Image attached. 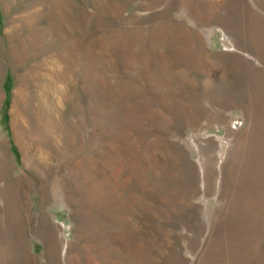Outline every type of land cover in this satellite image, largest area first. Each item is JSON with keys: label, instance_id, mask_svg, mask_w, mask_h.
<instances>
[{"label": "rangeland", "instance_id": "1", "mask_svg": "<svg viewBox=\"0 0 264 264\" xmlns=\"http://www.w3.org/2000/svg\"><path fill=\"white\" fill-rule=\"evenodd\" d=\"M70 1L0 0V264H264V52Z\"/></svg>", "mask_w": 264, "mask_h": 264}, {"label": "crops", "instance_id": "2", "mask_svg": "<svg viewBox=\"0 0 264 264\" xmlns=\"http://www.w3.org/2000/svg\"><path fill=\"white\" fill-rule=\"evenodd\" d=\"M188 13L189 26L200 30L202 38L209 49L224 52L254 51L258 55L264 52V0H184ZM251 27L253 35L250 45L235 42L228 37L229 28ZM224 27L228 41H223L216 28ZM219 30V29H218ZM217 33H219L217 31ZM227 46V47H226ZM264 67V57L260 59ZM262 71H258V74Z\"/></svg>", "mask_w": 264, "mask_h": 264}, {"label": "bare ground", "instance_id": "3", "mask_svg": "<svg viewBox=\"0 0 264 264\" xmlns=\"http://www.w3.org/2000/svg\"><path fill=\"white\" fill-rule=\"evenodd\" d=\"M72 1V0H71ZM70 1V2H71ZM60 22V21H59ZM37 42L38 41H40L39 39H37V38H34ZM40 49V48H39ZM245 195V194H244ZM254 195V194H253ZM246 199V198H245ZM238 202V201H237ZM242 202V201H241ZM232 204H233V202H231ZM249 204H251V205H253V206H256V202L253 200H249ZM227 205V204H226ZM229 205V204H228ZM230 207V206H229ZM231 208V207H230ZM236 208V207H235ZM228 209V208H227ZM227 211V210H226ZM230 213H232V211L230 212ZM20 218V217H19ZM231 218V217H230ZM255 218V217H254ZM13 220L14 221H17V213L16 212H14V214H13ZM12 220V221H13ZM14 221H13V223H14ZM8 223V222H7ZM20 224V223H19ZM10 227V226H9ZM14 227V226H13ZM3 228V227H2ZM21 229V226L20 227H18V230H20ZM7 231V230H6ZM3 232V231H2ZM21 232V231H20ZM18 233V232H17ZM19 235V234H18ZM7 242V241H6ZM16 242V241H15ZM20 246V245H19ZM251 248V247H250ZM51 257V256H50ZM213 258V257H212Z\"/></svg>", "mask_w": 264, "mask_h": 264}]
</instances>
